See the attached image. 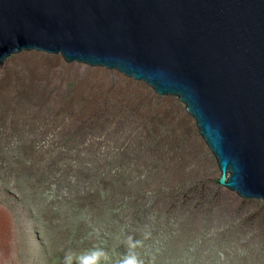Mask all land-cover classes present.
Returning <instances> with one entry per match:
<instances>
[{
    "label": "rangeland",
    "instance_id": "1",
    "mask_svg": "<svg viewBox=\"0 0 264 264\" xmlns=\"http://www.w3.org/2000/svg\"><path fill=\"white\" fill-rule=\"evenodd\" d=\"M218 178L177 98L45 53L0 68V264H264V203Z\"/></svg>",
    "mask_w": 264,
    "mask_h": 264
},
{
    "label": "water",
    "instance_id": "2",
    "mask_svg": "<svg viewBox=\"0 0 264 264\" xmlns=\"http://www.w3.org/2000/svg\"><path fill=\"white\" fill-rule=\"evenodd\" d=\"M23 52L177 98L217 184L264 203V0H0V68Z\"/></svg>",
    "mask_w": 264,
    "mask_h": 264
},
{
    "label": "clouds",
    "instance_id": "3",
    "mask_svg": "<svg viewBox=\"0 0 264 264\" xmlns=\"http://www.w3.org/2000/svg\"><path fill=\"white\" fill-rule=\"evenodd\" d=\"M101 255H103L102 252L94 251L90 256L81 257L80 264H95V260H98ZM65 259H66V264H68L67 257ZM121 264H135V262L130 259H125L124 261L121 262Z\"/></svg>",
    "mask_w": 264,
    "mask_h": 264
}]
</instances>
